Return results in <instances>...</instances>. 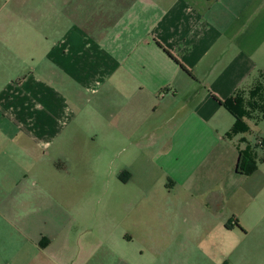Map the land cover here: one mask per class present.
I'll return each instance as SVG.
<instances>
[{
	"label": "crops",
	"instance_id": "obj_1",
	"mask_svg": "<svg viewBox=\"0 0 264 264\" xmlns=\"http://www.w3.org/2000/svg\"><path fill=\"white\" fill-rule=\"evenodd\" d=\"M7 36L33 37L51 81L33 74L0 91V264H146L144 252L131 249L153 226L140 216L166 219L203 206L220 212L229 205V180L244 176L240 152L251 149L259 161L245 138L242 147L227 137L235 117L220 101L234 103L263 81L264 0H0V53ZM53 74L67 80L79 106L95 97L99 133L109 139L92 144L104 157L154 162L165 177L163 192L126 193L127 230L96 224L78 238L84 211L72 206L56 211L44 246L33 236V154L77 118L51 87ZM155 115L161 121L150 124ZM254 126L264 140V119ZM9 152L25 171L6 176ZM229 225L241 229L234 217Z\"/></svg>",
	"mask_w": 264,
	"mask_h": 264
},
{
	"label": "rangeland",
	"instance_id": "obj_2",
	"mask_svg": "<svg viewBox=\"0 0 264 264\" xmlns=\"http://www.w3.org/2000/svg\"><path fill=\"white\" fill-rule=\"evenodd\" d=\"M5 45L6 51L0 53V91L8 84H20L26 79L32 81L33 74L50 85L48 81L51 80L43 68L46 65L44 54L41 48H33L32 36H7ZM53 76L51 87L57 88L62 100H66L64 109L76 112L77 118L69 123V128L58 132L48 149L35 150L39 154H33V236L39 237L44 246L56 211L72 206L84 211L79 219L83 231L81 228L76 234L78 238L91 236L96 224L98 229L106 231L117 225L123 231L127 230L131 224L125 220L130 214L126 212L129 204L126 193L140 189L163 192L166 190L165 177L154 162L138 165L123 155L113 160L104 157L103 150L92 144L109 139L108 132L99 133L104 125L96 122L95 97L87 98L86 106L81 107L64 86L67 80L56 74ZM24 96L21 94L23 99ZM14 98L17 101V97ZM35 100L45 106L39 95ZM59 105L64 106L62 101ZM157 115L149 120L150 124L161 121ZM255 122L251 121L249 133L231 139L232 143L243 147L245 144L240 139L245 138L249 146L256 147L259 172L251 177L233 176L229 180V205L220 212L203 206L194 214L170 213L166 219L150 211L140 217L153 226L145 236V242L138 236V241L131 246L132 253L141 255L144 252L146 264H264V145ZM72 126L77 127L72 130ZM117 132L121 136L131 135L124 130L117 129ZM119 135L116 134L121 137ZM27 139L23 135V141ZM82 142L91 144L83 148L79 145ZM81 155L84 157L78 162ZM5 157L6 176L18 175L20 167L22 172L27 169L25 164L19 165L17 155L12 156L9 152ZM233 217L241 229L236 226L234 230L229 229ZM161 224H165V228L158 229ZM159 239L164 241L155 243ZM125 254L129 252L125 251Z\"/></svg>",
	"mask_w": 264,
	"mask_h": 264
},
{
	"label": "trees",
	"instance_id": "obj_3",
	"mask_svg": "<svg viewBox=\"0 0 264 264\" xmlns=\"http://www.w3.org/2000/svg\"><path fill=\"white\" fill-rule=\"evenodd\" d=\"M234 117L235 125L227 133L228 138L249 133L250 128L246 120H255L257 123L264 119V78L261 83L246 93H237L235 102H221ZM264 145V140H262ZM257 171V162L251 149L240 152L238 173L251 176ZM230 227V225L228 226Z\"/></svg>",
	"mask_w": 264,
	"mask_h": 264
},
{
	"label": "built area",
	"instance_id": "obj_4",
	"mask_svg": "<svg viewBox=\"0 0 264 264\" xmlns=\"http://www.w3.org/2000/svg\"><path fill=\"white\" fill-rule=\"evenodd\" d=\"M261 143H262V141H261Z\"/></svg>",
	"mask_w": 264,
	"mask_h": 264
}]
</instances>
